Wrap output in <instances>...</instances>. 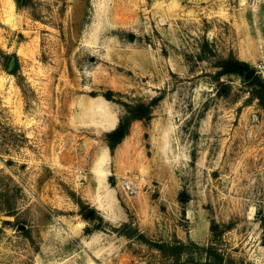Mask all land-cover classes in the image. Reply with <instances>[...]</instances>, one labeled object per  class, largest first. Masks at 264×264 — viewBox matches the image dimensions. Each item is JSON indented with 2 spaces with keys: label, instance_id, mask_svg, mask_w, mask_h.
<instances>
[{
  "label": "rangeland",
  "instance_id": "374dc122",
  "mask_svg": "<svg viewBox=\"0 0 264 264\" xmlns=\"http://www.w3.org/2000/svg\"><path fill=\"white\" fill-rule=\"evenodd\" d=\"M23 1L0 0V264H264V0ZM229 57L255 73L216 77ZM160 94L111 153L121 102Z\"/></svg>",
  "mask_w": 264,
  "mask_h": 264
},
{
  "label": "trees",
  "instance_id": "16d2710c",
  "mask_svg": "<svg viewBox=\"0 0 264 264\" xmlns=\"http://www.w3.org/2000/svg\"><path fill=\"white\" fill-rule=\"evenodd\" d=\"M17 3L19 5L24 4L23 0H17ZM14 55H10V57H12ZM9 57V58H10ZM15 57V56H14ZM219 70L216 72V77H220L224 74H228V73H237L240 75H245L246 76V72L249 69L248 64L245 61L236 59L234 57H229L227 59H223L220 61L219 63ZM9 73H14V68H12V70ZM250 82L253 83H257L259 86V89L257 91L258 97L260 98L262 104L264 105V82L261 81L258 77H252L251 79H249ZM102 97L106 100H113V91L112 90H107L104 93H101ZM163 98L162 94L157 95L153 98H151L150 101L146 102H138L135 104H131V103H124L121 102L122 105L125 107V114L123 116H121L118 120L117 125L105 132V141L106 144L110 150V152L112 153L113 150L115 149V147L117 145H119L123 139L126 137V135L128 134L130 125L132 124V122L136 121V120H147L150 118L151 113L153 108L158 104V102ZM187 199L186 195H184V193H180V200L185 201ZM79 207H80V214L82 215V217L86 220H92L93 216L96 213V210L92 207H89L87 204H84L82 201H77ZM97 218L101 221L102 220V216L97 215ZM125 226V224L123 225ZM94 229H101V226L98 224L94 227ZM217 227L216 225H212V230H216ZM86 231L89 232L90 229L88 227H86ZM129 236H132L133 234H137L139 236V239L143 240L144 242H149L147 241V239L139 233H136V231H132V229H128V233ZM151 245L155 246L158 250L160 251H165V250H169L170 255L172 256H178L182 253V251L185 249V245L183 243L180 244H175V245H167L164 243H150ZM211 247H209L207 249L208 254H210L212 252V250H210ZM219 256V255H218ZM219 258L221 259V257L219 256Z\"/></svg>",
  "mask_w": 264,
  "mask_h": 264
},
{
  "label": "built area",
  "instance_id": "2783aa9c",
  "mask_svg": "<svg viewBox=\"0 0 264 264\" xmlns=\"http://www.w3.org/2000/svg\"><path fill=\"white\" fill-rule=\"evenodd\" d=\"M123 189L126 191V193H135L138 191V181L136 178H129L123 181L122 183Z\"/></svg>",
  "mask_w": 264,
  "mask_h": 264
},
{
  "label": "water",
  "instance_id": "95a60500",
  "mask_svg": "<svg viewBox=\"0 0 264 264\" xmlns=\"http://www.w3.org/2000/svg\"><path fill=\"white\" fill-rule=\"evenodd\" d=\"M14 59L15 57L12 56L9 63H8V66H7V71L10 72L12 70V67H13V64H14ZM255 73L254 69L252 68H249L246 72V77L249 78L251 77L253 74Z\"/></svg>",
  "mask_w": 264,
  "mask_h": 264
},
{
  "label": "bare ground",
  "instance_id": "6f19581e",
  "mask_svg": "<svg viewBox=\"0 0 264 264\" xmlns=\"http://www.w3.org/2000/svg\"><path fill=\"white\" fill-rule=\"evenodd\" d=\"M11 17H12L11 14H7V15L5 16V18H6L8 21H10V20L12 19ZM112 124H113V122L109 121L108 125L111 126Z\"/></svg>",
  "mask_w": 264,
  "mask_h": 264
},
{
  "label": "flooded vegetation",
  "instance_id": "af4514ba",
  "mask_svg": "<svg viewBox=\"0 0 264 264\" xmlns=\"http://www.w3.org/2000/svg\"><path fill=\"white\" fill-rule=\"evenodd\" d=\"M10 59H11V57L9 58L8 63H9ZM15 62H16V61H15V59H14V64H13V65H15Z\"/></svg>",
  "mask_w": 264,
  "mask_h": 264
}]
</instances>
